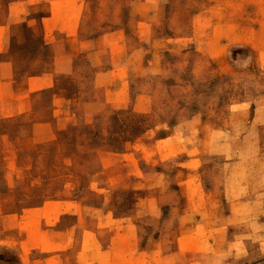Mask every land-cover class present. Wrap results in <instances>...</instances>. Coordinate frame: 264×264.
I'll use <instances>...</instances> for the list:
<instances>
[{"label": "rangeland", "instance_id": "rangeland-1", "mask_svg": "<svg viewBox=\"0 0 264 264\" xmlns=\"http://www.w3.org/2000/svg\"><path fill=\"white\" fill-rule=\"evenodd\" d=\"M0 264H264V0H0Z\"/></svg>", "mask_w": 264, "mask_h": 264}, {"label": "bare ground", "instance_id": "bare-ground-1", "mask_svg": "<svg viewBox=\"0 0 264 264\" xmlns=\"http://www.w3.org/2000/svg\"><path fill=\"white\" fill-rule=\"evenodd\" d=\"M256 177V176H255ZM258 198V197H257Z\"/></svg>", "mask_w": 264, "mask_h": 264}]
</instances>
